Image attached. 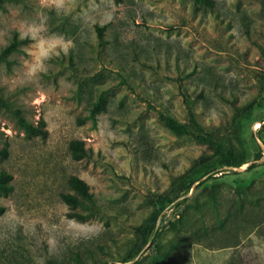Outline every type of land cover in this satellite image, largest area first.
<instances>
[{
  "label": "rangeland",
  "instance_id": "1",
  "mask_svg": "<svg viewBox=\"0 0 264 264\" xmlns=\"http://www.w3.org/2000/svg\"><path fill=\"white\" fill-rule=\"evenodd\" d=\"M32 23L73 43L35 76L33 42L20 38ZM163 114L259 164L221 167L163 205L174 176L212 151ZM22 117L45 120L48 138ZM74 139L95 157L75 159ZM3 171L13 178L0 192V264H264V0H68L59 14L49 0H0ZM73 175L89 183L94 210L62 198ZM155 216L161 236L139 251L136 227Z\"/></svg>",
  "mask_w": 264,
  "mask_h": 264
},
{
  "label": "trees",
  "instance_id": "2",
  "mask_svg": "<svg viewBox=\"0 0 264 264\" xmlns=\"http://www.w3.org/2000/svg\"><path fill=\"white\" fill-rule=\"evenodd\" d=\"M103 30V27H100ZM17 47V42L9 45L5 49V53H9ZM106 109V99L104 96L101 97L100 101L95 104L92 109V115ZM163 120L166 125L173 130L176 134L180 136H190L199 142L208 144V147L212 151H206L200 155L194 163L189 167L184 173L175 175L172 183L168 190L159 195V202L163 205L175 201L177 198L187 195L192 189L195 182L199 181L198 186L202 185L206 180L214 177V175L222 170L221 167H240L249 161L247 158L241 154H238L235 150L229 147L224 141L215 136L213 132L207 131L196 122L199 127L197 130L192 129L186 122L180 121L174 116L163 114ZM21 123L25 126L27 131L31 134H39L43 139H47L49 136V129L46 126V121L41 120L38 125H33L29 123L23 117L21 118ZM70 148L72 150L73 157L77 160L92 159L95 157V151L93 147L88 146L85 140L74 139L70 143ZM5 153L7 151L5 150ZM256 159H260L263 154L259 153ZM259 163L253 162L248 168H255ZM204 169V173L197 178H190L192 174H195L199 169ZM209 175L207 179H203L204 176ZM13 175L9 172L3 171L0 175V192L8 194L12 189L10 181ZM70 184L72 189L75 191L62 193V198L66 203L70 205L71 208L75 209L79 206L90 208L94 210L97 206V202L94 193L91 191L89 183L78 175H73L70 178ZM7 208L4 205H0V215L6 212ZM93 214L85 213L81 211H72L71 216L76 217L80 220H85ZM176 228L177 224L172 223ZM138 234L141 236V244L139 251L149 242L150 236L155 232L157 239L161 236V229L158 226V216L153 217L146 223L136 227ZM167 259V254L162 247V253L159 258L160 261L165 262ZM123 264H134L129 262V259H125ZM105 264H111L106 262ZM118 264V263H112Z\"/></svg>",
  "mask_w": 264,
  "mask_h": 264
},
{
  "label": "clouds",
  "instance_id": "3",
  "mask_svg": "<svg viewBox=\"0 0 264 264\" xmlns=\"http://www.w3.org/2000/svg\"><path fill=\"white\" fill-rule=\"evenodd\" d=\"M67 3L68 0H49L50 6L57 11V14L65 9ZM46 31L47 29L43 25L32 23L20 33V38L31 40L35 49L31 62L26 66L30 76L46 71L48 60L62 53L67 55L73 47L72 41L60 34L42 35Z\"/></svg>",
  "mask_w": 264,
  "mask_h": 264
},
{
  "label": "water",
  "instance_id": "4",
  "mask_svg": "<svg viewBox=\"0 0 264 264\" xmlns=\"http://www.w3.org/2000/svg\"><path fill=\"white\" fill-rule=\"evenodd\" d=\"M251 163H247L245 166H240V167H235L236 169H244V168H247L249 167Z\"/></svg>",
  "mask_w": 264,
  "mask_h": 264
}]
</instances>
